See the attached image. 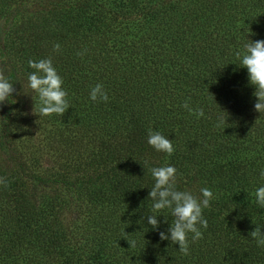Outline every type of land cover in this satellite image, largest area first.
Wrapping results in <instances>:
<instances>
[{
	"label": "trees",
	"instance_id": "16d2710c",
	"mask_svg": "<svg viewBox=\"0 0 264 264\" xmlns=\"http://www.w3.org/2000/svg\"><path fill=\"white\" fill-rule=\"evenodd\" d=\"M251 40H264V0H0V68L17 90L0 106V264H264L249 235L264 232V114L235 55ZM49 57L63 116H38L21 91L28 61ZM98 83L107 102L89 97ZM168 165L177 190L213 193L187 256L160 239L170 210L147 224L149 170Z\"/></svg>",
	"mask_w": 264,
	"mask_h": 264
},
{
	"label": "clouds",
	"instance_id": "9594fccd",
	"mask_svg": "<svg viewBox=\"0 0 264 264\" xmlns=\"http://www.w3.org/2000/svg\"><path fill=\"white\" fill-rule=\"evenodd\" d=\"M61 46L59 43L53 45V52L59 53ZM77 55L83 56L84 52H78ZM236 58L240 61L239 66L246 68L249 77V84L254 86L253 95L256 97L254 110L264 114V40H251L244 45L243 52L237 51ZM28 65L34 71L27 77V84L23 82L22 92L25 94L35 93L39 98L40 107L38 116H51L53 114L63 116L71 107L66 99L67 92L63 89V79L53 66L52 58L40 59L39 61L29 60ZM6 68H0V106L17 90L14 83L6 78ZM27 88L28 91L24 89ZM89 97L93 102H107L109 100L107 92L102 84H96L91 88ZM34 100V97L32 95ZM189 113L197 118L204 116V110L191 108L188 101L182 105ZM224 122L223 117L219 118L217 126ZM148 144L157 152H162L171 156L174 153L172 141L165 137L159 131H148ZM154 179V185L150 188L148 199L152 201L150 212L147 215V224L153 230L159 231L161 221L160 215L164 216V222H168V216L164 214L165 210H170L172 219L170 226L166 231H159L161 241L168 240L171 245H178L182 255H189V233L191 241L194 243L203 238L201 228L207 229L208 221L203 215V210L210 207V201L213 193L208 188L200 189L201 196L198 198L190 191L177 190L176 172L174 166L153 167L149 170ZM261 179H264V170L260 173ZM0 185L7 187V182L0 178ZM255 203L264 208V186L255 190ZM254 223V222H253ZM249 235L256 240L258 246L264 247V232L256 226ZM127 239L130 248H135L136 240Z\"/></svg>",
	"mask_w": 264,
	"mask_h": 264
}]
</instances>
